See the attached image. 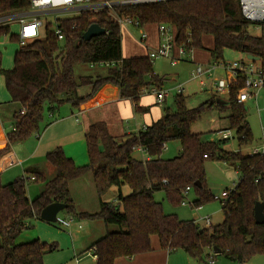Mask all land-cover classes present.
Segmentation results:
<instances>
[{
  "label": "trees",
  "instance_id": "obj_1",
  "mask_svg": "<svg viewBox=\"0 0 264 264\" xmlns=\"http://www.w3.org/2000/svg\"><path fill=\"white\" fill-rule=\"evenodd\" d=\"M30 6V0H0V15ZM114 11L138 21L141 28L171 24L176 30V44H185L190 51L204 49V37H211L213 45L209 51L214 62L224 61L225 52L232 50L259 57L264 68V25L260 34L251 32L253 25L244 18L240 0H160L119 5ZM111 13L109 9H86L59 19L62 40L48 23L44 37L16 51L14 66L9 70L1 68L0 50V73L4 75L10 101L20 104L13 114L15 130L7 132L8 142L0 149V156L9 152L11 145L39 131L46 111L53 115L65 103L79 109L107 84L117 86L120 97L133 102L135 112L150 111V107L140 105L141 97L151 88L161 89L165 78L154 73L148 53L124 57L122 28ZM94 23L105 28L106 33L84 40L83 34ZM8 32L9 26L0 27V41ZM82 64H110V68L105 75L78 76L75 68ZM83 87L89 91L81 95ZM243 87L240 79L230 88L227 106L220 105L216 95L217 98L213 96L190 108L184 95L178 93L175 110L165 109L164 115L145 129L120 138L110 134L105 121L93 123L85 136L88 164L77 165L63 148L57 147L46 154V161L55 171L52 179L47 180L39 167L26 170L35 177L34 181L44 182L43 190L34 199L27 195V181L32 176L9 183L0 179V264H44V256L57 249L56 243L39 238L18 243L17 239L34 220H41L42 210L54 202L67 204L65 213L75 219H101L107 226V234L91 246L97 255L96 264H115L118 258L152 251L153 236H157L162 248L181 249L196 260L207 261L215 247L228 260L240 264L264 254V223L257 224L255 219L256 204H264V155L225 151L222 141H203L202 134L191 128L207 110L216 105L227 107L231 110L230 127L239 144L252 142L248 107L238 102ZM174 140L181 143L180 153L163 159L165 144ZM137 148L143 149L150 159H137ZM209 160L230 161L241 178L222 202L224 221L201 229L194 220L166 213L155 193L163 191L172 203L182 204L186 189L194 188L196 208L215 200L207 186ZM87 174L92 175L100 198L96 213L78 211L71 197V182ZM123 186L130 188L129 194L123 193ZM112 187L119 190L116 200L104 201L103 196ZM111 225L117 229L110 230Z\"/></svg>",
  "mask_w": 264,
  "mask_h": 264
},
{
  "label": "rangeland",
  "instance_id": "obj_2",
  "mask_svg": "<svg viewBox=\"0 0 264 264\" xmlns=\"http://www.w3.org/2000/svg\"><path fill=\"white\" fill-rule=\"evenodd\" d=\"M76 15L77 13L70 11L45 13L41 15L40 17L44 22V25L41 28V37L45 36V29L48 23H50V29L53 30L57 26V19L73 17ZM15 27L18 28L19 26L15 25ZM145 28L147 29V27ZM250 30L254 35H258L260 33V30L254 27H252ZM141 31V28H127L126 26H123L122 41L124 57L136 56V54L139 53L137 52L139 49L141 50V53H146V45L148 42L146 43V41L144 42L141 40ZM151 34L154 35V31ZM203 42L205 46L204 49H194L192 54H189L188 57L185 56V58L175 66L171 64L168 58L160 57L152 59L154 73L165 78L162 89L170 92L165 102L159 104L157 103L155 95L151 91H146L145 95H150L152 97L151 99H153L155 104H157L156 108L160 110L161 115L159 118L164 115L165 109L169 108L172 111L175 110V97L178 94L177 87L179 85L184 87L183 95L185 97L187 106L190 108H195L208 101L213 96H216V94L212 91V78H210V76H203V85L200 83V78H195L193 76L199 64H205L209 61L210 63H213L211 53L209 51V48H211L213 45L212 38L205 36ZM1 43V68L4 70L12 69L14 66L15 53L20 48V45L9 40H2ZM243 57L244 56L240 53L227 50L224 54V61H234L236 59H242ZM109 68L110 64H97L94 67L82 64L76 66L75 72L78 76L105 75ZM214 75L217 78H225L226 72L223 70V68H218L216 71H214ZM81 90V92H84L87 90V88L83 87ZM219 98L224 101V103L220 105H228L229 96L227 94L222 95ZM10 100L11 96L6 88L4 75L0 73V124L1 129L6 134L12 129V123L14 121L13 114H15V112L20 109L19 103L12 102ZM246 106L248 107L247 120L250 124L253 134V140L248 144H239L238 139L236 138L235 130L231 129L230 127L228 116L230 115L231 110L227 107L221 108L216 105L212 109L204 112L202 116L191 125L192 131L194 133H201L203 141H222L221 146L225 151L235 153L240 152L244 155H247L254 148L260 147L264 143L262 129V127H264V89H261L259 92L258 107L254 100H249L246 103ZM67 108H69V104L65 103L60 107L59 110H55L53 115H51V112L46 111L44 113V121L40 124V130L34 132L26 140L13 144V147L17 153V157L23 162L22 165L9 168L0 175V179L3 183H9L22 177H31L32 174H28L26 172V170L30 167H39L42 170L44 169V167L48 164L46 161L47 151H49L48 149H54L52 146L51 148L50 146L49 148L43 146L32 159H27V157L29 156L30 152L39 146L41 139H38L37 133L39 132L42 135L47 123L53 121L55 122L56 120H60L62 116H65L67 114ZM67 115L71 116L70 114ZM79 122L80 124L83 123V120L80 117ZM135 123L136 121L133 120L130 125L135 126ZM140 123L142 124L143 122L140 121ZM65 133L64 126H62L58 129H55L54 131H51L49 133V138H59L63 140L62 135ZM75 149L77 165L88 164L89 156L85 136L83 137V141L76 143V145H72L71 147L67 146L68 153H73ZM180 150L181 143L178 140L170 141L165 144L161 156L163 159H171L177 156L180 153ZM134 152L136 158L142 156L141 152ZM51 177H48V179ZM90 177L91 175L89 174L87 177L73 182V191L71 197L76 208L79 206L85 207L89 213H96L100 209V198L93 179ZM240 178L241 174L236 171L235 165L230 161L209 160L206 163L207 186L210 190H232L238 184ZM27 182L28 194L30 197H32V199H34L43 190L44 182L40 180L34 181L31 179H29ZM123 190L124 192H129L130 188L125 186ZM117 196L118 188L112 187L103 196V200L112 202ZM155 199L162 202L164 211L166 213L176 214L180 219L183 220L195 219L196 223L201 229L209 227V225H207L205 221L201 219L203 217L211 216L212 226L218 225L224 221L225 215L223 211V203L219 200H212L205 203L201 207L193 208L191 205L184 206L182 204L172 203L167 198L166 193L163 191L155 193ZM195 199L196 192L193 188L189 191L187 197L184 198V200L187 202H193ZM60 215L63 218L67 217L65 211H61ZM78 224L83 226L81 230H78ZM104 227V222L101 219H76L75 224L71 228V232H73L75 238L78 239L77 246L86 248L92 239H96L104 234ZM109 229L116 230L117 227L111 225ZM69 233L70 231L68 229L62 228L55 224H50L44 221H33L32 226L22 232L20 240L31 241L35 238H39L40 240L48 243H56L57 249L47 253L45 256L46 264H72L71 262L72 260L74 262L75 258H73V244ZM153 238L157 239V236H153ZM215 259L217 264H240L228 260L222 254H219ZM201 264L211 263L209 262V259H207V261H203ZM246 264H264V254L255 256Z\"/></svg>",
  "mask_w": 264,
  "mask_h": 264
},
{
  "label": "crops",
  "instance_id": "obj_3",
  "mask_svg": "<svg viewBox=\"0 0 264 264\" xmlns=\"http://www.w3.org/2000/svg\"><path fill=\"white\" fill-rule=\"evenodd\" d=\"M159 26L160 25L153 24V25H148V26H144L141 28L142 31L147 33V38L145 41H146V43L147 42L148 43L146 45V53L145 54H147V53L149 54V51L151 49L158 46V43H159ZM126 27L128 28V27H134V26H126ZM145 27H147L148 30ZM173 29H174V32L176 34V30H175L174 26H173ZM14 30L16 32L18 30V28L15 27ZM122 30H123V27H122ZM259 30H261V29H259ZM153 31H154V35L151 34ZM148 33H150V34H148ZM149 35H150V37H149ZM147 40H149V41H147ZM12 41H14V40H12ZM1 42H2V39L0 41V50H1V44H2ZM14 42H16V41H14ZM140 51H141L140 49H139V51H137L139 53H137L136 56L145 55V54L141 53ZM193 51H194V49H193ZM193 51L190 54H192ZM133 54H135V53H133ZM242 55L244 56L242 59H245L246 57L248 58V56H245L244 54H242ZM186 57H188V55ZM170 62H171V60H170ZM256 62L261 64L260 59L257 60ZM209 63H210V61L205 63V64H209ZM201 85H203V84L201 83ZM151 90H152V88L149 89L148 91H151ZM88 91L89 90L87 88V90H85L84 92H81V95L86 94ZM212 91L214 92L213 79H212ZM183 92H184V90H183ZM183 92H182V94H183ZM145 94H146V92L142 95L141 100H140L141 106L150 107V111L145 112V113L144 112H140V113L135 112L133 102L130 99H122L120 97L119 88L115 85H112V84H107V85L103 86L96 93V95L94 97H92L86 103L82 104L79 107V109H75L69 104V108H67L66 112H67V114H70L72 117L66 114L65 116H62L60 120H56L55 122L54 121L50 122V124L44 128V133L42 134L43 136L38 132L39 133L38 139L39 140L41 139L39 146L37 148H35L32 152H30L27 159L28 158H30V159L34 158L36 153L43 146H46L47 148H49V146L51 148V146H52V148H54V149H56L57 147L63 148L66 155L68 157L72 158L75 161V163L77 164V161H76L77 157L75 155L76 149L73 151V153H68L67 146L71 147L72 145H76V143L83 141V137L86 136V132H87L89 126L95 122H98V121H105L108 124L110 134L113 136L119 137V138L126 135V134L138 133L139 131L145 129L153 121L157 120L161 115L160 110L158 108H156L157 104H155L154 100L151 99L152 97L150 95L146 96ZM219 97H221V96H219ZM257 107H258V104H257ZM79 117L83 120L82 124H80V122H79ZM133 120L136 121L135 126L130 125ZM140 121L143 123L141 124ZM54 123H56V124H54ZM12 126H13V123H12ZM62 126H64V129L66 132L64 135H62L63 140L59 139V138L50 139L49 133L51 131H54L55 129L62 127ZM85 141H86V138H85ZM7 142H8L7 134L1 129V124H0V145H1L0 149H3L7 145ZM54 149H48L49 151H47V153L54 150ZM135 151H139L142 153V156L137 157V159H139V160L150 159V156L143 149L137 148ZM134 154H135V152H134ZM22 162L23 161L19 160V158L17 157V153H16L13 145H11L9 152L4 154L3 156H0V175L3 172H5L6 170H8L9 168L15 167L17 165H22ZM51 167L52 166L48 163L43 169L45 174H46L47 180H50L55 176V171ZM87 175H89V174H87ZM87 175H85L84 177H87ZM48 177H51V178L48 179ZM84 177H82V178H84ZM90 178L93 179L92 175ZM79 179H81V178H79ZM77 180L78 179L73 180L70 184L71 195H72V191H73V187H72L73 182H75ZM124 187L125 186H123V188H122L123 193L125 195L129 194L130 191L124 192V190H123ZM27 195L30 199H32V197H30L28 194V188H27ZM109 202H111V201H109ZM182 205H184V206L191 205V207H193V202L189 201L188 204H182ZM76 209L78 211L88 212V210L85 207L79 206ZM58 215L61 216L60 213ZM70 217H72V216L67 215V217H64V218H70ZM209 217L211 218V216H209ZM72 218H74V217H72ZM34 221H44V220L36 219ZM44 222H46V221H44ZM75 222H76V219L74 218V221L72 222V224L69 227H65V226H63L57 222H55V223L47 222V223L55 224V225L60 226L62 228L68 229L70 231L69 234H70L72 244H73V258H75L74 262H73V260H72V262L70 261L72 264H96L97 263V255L95 254V252L91 248V246L96 241H98L99 239H101L102 237H104L107 234L108 228L104 224L105 225L104 234L102 236L96 238V239H92L90 244L86 248H83V247L77 246L78 239H76L73 232H71V228L75 224ZM194 222L196 223L195 219H194ZM77 228H78V230H81L83 228V226L81 224H78ZM20 237H21V235L17 239L18 243L28 242L25 240H20ZM35 239H37V238H35ZM152 247H153V250L146 252V253L138 254V255H135L133 257L118 258L116 260L115 264H201L203 262V260H196V259L189 257V255L181 249L169 251L167 249L162 248L160 246L158 238L156 239V238L152 237ZM218 255L219 254H215L214 251L210 255L215 261L214 264H217L215 258ZM45 256H44V264H46V257Z\"/></svg>",
  "mask_w": 264,
  "mask_h": 264
},
{
  "label": "built area",
  "instance_id": "obj_4",
  "mask_svg": "<svg viewBox=\"0 0 264 264\" xmlns=\"http://www.w3.org/2000/svg\"><path fill=\"white\" fill-rule=\"evenodd\" d=\"M160 0H30L31 6L27 10L9 12L0 15V27L9 26V32L4 34L1 39L12 41L13 37H16V42L20 47H25L31 41L41 38V28L44 25L41 15L45 13L64 12L70 11L80 14L86 9H109L112 11L113 18L123 26H134L141 28L138 21L133 20L130 17H125L117 14L114 8L119 5L127 4H140L145 2H153ZM240 8L242 14L246 20L251 22L254 28L261 29L264 25V0H240ZM60 20L57 19V26L55 33L59 40L64 38L63 28L59 25ZM15 25H18V30L15 32ZM147 33L141 32V40L145 41ZM193 50H188L185 44H176V34L171 24H160L159 26V43L158 46L149 51V57L155 58H169L172 65L178 64L185 56L189 55ZM218 68H223L226 72V77L217 78L214 75V71ZM210 76L213 79V89L217 96L228 95L230 88L239 82L240 79L244 81V87L240 90L238 95L239 103H247L249 100H254L258 104L259 92L264 89V68L262 64L256 61L245 58L236 59L234 61H222L213 62L209 64H199L196 68L193 76L200 78L201 83L203 76ZM184 90L182 85L177 87V92L182 93ZM152 93L157 99V103L162 104L169 96V91L152 88ZM257 101V102H256ZM24 113V111H22ZM15 130V127L12 126ZM263 129V141H264V127ZM39 136V133H37ZM250 155H264V143L260 147L254 148ZM34 180L35 177L30 178ZM191 188H187L185 195L187 197ZM235 189V188H234ZM232 190L218 191L214 194V199L221 202L226 201ZM182 204H188L186 200ZM209 226L212 225V220L209 216L201 218ZM74 218H63L57 215L56 222L69 227ZM209 262L214 264L215 261L212 257L209 258Z\"/></svg>",
  "mask_w": 264,
  "mask_h": 264
},
{
  "label": "water",
  "instance_id": "obj_5",
  "mask_svg": "<svg viewBox=\"0 0 264 264\" xmlns=\"http://www.w3.org/2000/svg\"><path fill=\"white\" fill-rule=\"evenodd\" d=\"M106 33L105 28L101 27L98 23L92 24L83 34V39L86 41L91 40L93 37L96 36H101ZM249 59L252 60H259V57L254 56V55H248ZM217 102L219 104H223L224 101L221 100L220 98L217 99ZM218 189H213L212 194H215L218 192ZM67 207V204L65 203H60V202H54L51 203L50 205L46 206L42 212H41V219L50 222V223H55L57 220V215L65 210ZM255 219L257 224H263L264 223V204L263 203H257L255 206ZM214 253L215 254H221V250L217 247L214 248Z\"/></svg>",
  "mask_w": 264,
  "mask_h": 264
}]
</instances>
